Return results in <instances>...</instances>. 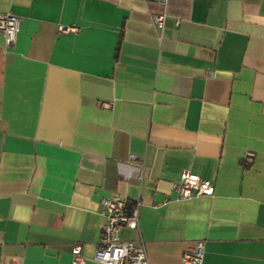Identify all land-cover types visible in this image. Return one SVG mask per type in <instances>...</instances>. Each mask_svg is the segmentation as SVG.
Instances as JSON below:
<instances>
[{
	"label": "crops",
	"instance_id": "obj_1",
	"mask_svg": "<svg viewBox=\"0 0 264 264\" xmlns=\"http://www.w3.org/2000/svg\"><path fill=\"white\" fill-rule=\"evenodd\" d=\"M1 14L21 27L12 47L0 33V264H72L75 245L99 264L114 195L141 202L140 231L120 237L150 264L198 241L204 264H264V0H0ZM185 171L214 195L179 199Z\"/></svg>",
	"mask_w": 264,
	"mask_h": 264
},
{
	"label": "built area",
	"instance_id": "obj_2",
	"mask_svg": "<svg viewBox=\"0 0 264 264\" xmlns=\"http://www.w3.org/2000/svg\"><path fill=\"white\" fill-rule=\"evenodd\" d=\"M169 0H160L166 4ZM156 28L162 30L165 26V15H159L155 19ZM21 27V18L13 14L0 15V33L7 37L9 47L15 45ZM62 34L78 33L79 28L75 26H60ZM109 108L110 104L105 103ZM245 158L253 161L255 154L248 153ZM173 190L181 200H188L201 196H213L215 186L209 180L189 171L183 172L180 181L173 184ZM102 217L105 220L102 234L98 242L94 260L99 264H150L147 250L143 240L138 242L122 240L120 237L123 229L140 231V205L137 201L130 207L128 199L119 195L102 200ZM72 264H86V258L82 254V247L75 245L72 249ZM205 243L198 241L194 246L185 251L182 264H204Z\"/></svg>",
	"mask_w": 264,
	"mask_h": 264
}]
</instances>
